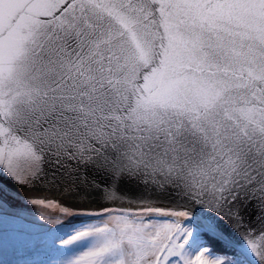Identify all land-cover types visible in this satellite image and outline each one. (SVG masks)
Wrapping results in <instances>:
<instances>
[{
  "label": "snow or ice",
  "instance_id": "1",
  "mask_svg": "<svg viewBox=\"0 0 264 264\" xmlns=\"http://www.w3.org/2000/svg\"><path fill=\"white\" fill-rule=\"evenodd\" d=\"M0 264H264V0H0Z\"/></svg>",
  "mask_w": 264,
  "mask_h": 264
},
{
  "label": "rangeland",
  "instance_id": "2",
  "mask_svg": "<svg viewBox=\"0 0 264 264\" xmlns=\"http://www.w3.org/2000/svg\"><path fill=\"white\" fill-rule=\"evenodd\" d=\"M17 258H19V259H25V258H29V257H27V255H20Z\"/></svg>",
  "mask_w": 264,
  "mask_h": 264
}]
</instances>
